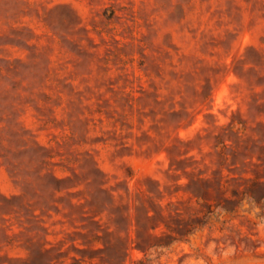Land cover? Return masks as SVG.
<instances>
[{
  "label": "rangeland",
  "instance_id": "374dc122",
  "mask_svg": "<svg viewBox=\"0 0 264 264\" xmlns=\"http://www.w3.org/2000/svg\"><path fill=\"white\" fill-rule=\"evenodd\" d=\"M0 264H264V0H0Z\"/></svg>",
  "mask_w": 264,
  "mask_h": 264
}]
</instances>
